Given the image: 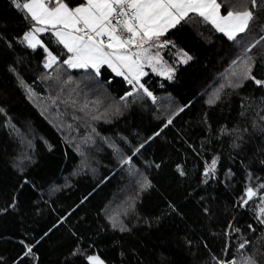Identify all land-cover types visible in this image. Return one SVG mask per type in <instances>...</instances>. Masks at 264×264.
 <instances>
[{
	"label": "trees",
	"instance_id": "16d2710c",
	"mask_svg": "<svg viewBox=\"0 0 264 264\" xmlns=\"http://www.w3.org/2000/svg\"><path fill=\"white\" fill-rule=\"evenodd\" d=\"M30 23L0 0V264H88V255L105 264H217L239 260L244 239L243 254L264 264V189L242 206L246 188L264 184V87L229 86L241 82L233 73L252 38L229 40L198 16L182 21L161 37L175 47L158 49L173 78L150 70L141 78L153 102L105 66L96 75L63 64L69 54L50 32L39 37L58 61L45 68L43 48L20 42ZM248 55L264 79V44Z\"/></svg>",
	"mask_w": 264,
	"mask_h": 264
},
{
	"label": "snow or ice",
	"instance_id": "6c2138e0",
	"mask_svg": "<svg viewBox=\"0 0 264 264\" xmlns=\"http://www.w3.org/2000/svg\"><path fill=\"white\" fill-rule=\"evenodd\" d=\"M10 3L17 11L23 13L25 20L31 22L29 29L20 38V42L33 50L38 46L43 48L47 53L45 68H51L57 63L58 56L43 44L37 34L50 32L56 42L69 54L63 60V64L74 69H92L96 75H100L102 66L107 65L116 75L123 76L133 86L134 91L142 90L155 102L153 93L145 87L144 83H141V78L147 75L144 67L147 64L153 71H157V65H160L163 59L158 49L172 44L170 40L162 41L161 37L165 36L170 29L180 25L182 21L198 16L229 40L235 41L241 34H247L252 38V41L243 49L244 59L241 62L240 72L233 73L241 82L229 86L241 87L243 81L251 80L256 86L264 87V79H258L253 75L256 61L252 55H248L253 49L264 44V20L261 19V15L264 14V0H236L235 3L228 5L224 3V0H82L75 5L72 4V0H10ZM257 32L258 35H256ZM0 40H7V37L0 36ZM8 44L11 47L10 41ZM172 46L175 47L174 44ZM153 49L157 51L153 52ZM180 53H182V63L192 59L182 49ZM174 72V68L168 67L160 74L167 75V78L171 80ZM29 92L31 94L30 88ZM131 95L133 92L126 94V96ZM219 99V93H216L208 103L214 104ZM179 111L183 112L184 108H180ZM170 124H172L171 118L164 128ZM161 131L163 128L155 135L159 136ZM110 146L118 150L115 144ZM143 147L144 144H141L132 155H136ZM123 163L131 164L132 156L125 158ZM217 163L218 158H213L211 163L206 165L204 175L214 172ZM177 170L180 175H184L179 165ZM150 186L151 182L145 178L142 188L146 189ZM261 189H264V184L258 185L257 188L247 187L246 198H242V206L257 197ZM260 203L264 205V194H260ZM14 206L11 205V207ZM173 210L175 211V208ZM0 211H7V209H0ZM257 220L264 225V207L259 208ZM113 226L115 227V223ZM248 228L253 232L256 231L251 224ZM124 230L126 229L121 227V231ZM235 231L240 230L235 229ZM21 243L24 244V241ZM249 243V240L244 239L238 245L237 250L242 253L239 260L237 258L217 259V264H258L253 255L243 254V250ZM33 247L34 245L25 244L26 251L23 255H32ZM227 251L226 247L225 254ZM86 259L88 264H105L99 255H88Z\"/></svg>",
	"mask_w": 264,
	"mask_h": 264
},
{
	"label": "rangeland",
	"instance_id": "374dc122",
	"mask_svg": "<svg viewBox=\"0 0 264 264\" xmlns=\"http://www.w3.org/2000/svg\"><path fill=\"white\" fill-rule=\"evenodd\" d=\"M153 51L155 52V49H153ZM180 61H181V59H180ZM147 66H148V65H147ZM148 67L151 69V71H152L153 73H157V74H160L161 72L166 71V69H167L168 67L174 68L173 65H171L170 63H167V62H165V61H163V60H162V63H161L160 65H157V71H153L152 68H151L150 66H148ZM160 75H162V74H160ZM162 76H167V75H162Z\"/></svg>",
	"mask_w": 264,
	"mask_h": 264
},
{
	"label": "crops",
	"instance_id": "0c3cea01",
	"mask_svg": "<svg viewBox=\"0 0 264 264\" xmlns=\"http://www.w3.org/2000/svg\"><path fill=\"white\" fill-rule=\"evenodd\" d=\"M82 2V0H80L79 2H74L73 3V5H75V4H79V3H81ZM224 2L228 5V4H231V3H235L236 2V0H224ZM41 33H39V34H37L38 35V38L40 39V37H39V35H40ZM154 52V51H153ZM106 68H108L107 67V65H104ZM112 73H114L110 68H108ZM90 70H92V69H90ZM147 70H150L151 71V69L147 66V64L145 65V67H144V71L146 72ZM92 71H94V70H92ZM115 75H116V73H114ZM157 74V73H156ZM123 77V76H122Z\"/></svg>",
	"mask_w": 264,
	"mask_h": 264
},
{
	"label": "water",
	"instance_id": "95a60500",
	"mask_svg": "<svg viewBox=\"0 0 264 264\" xmlns=\"http://www.w3.org/2000/svg\"><path fill=\"white\" fill-rule=\"evenodd\" d=\"M129 84V83H128Z\"/></svg>",
	"mask_w": 264,
	"mask_h": 264
}]
</instances>
